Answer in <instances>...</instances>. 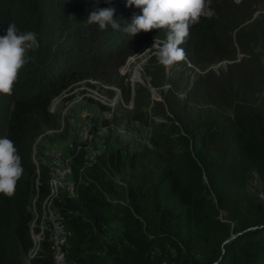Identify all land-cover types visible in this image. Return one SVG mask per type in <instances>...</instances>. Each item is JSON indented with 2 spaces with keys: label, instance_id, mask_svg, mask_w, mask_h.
Listing matches in <instances>:
<instances>
[{
  "label": "trees",
  "instance_id": "1",
  "mask_svg": "<svg viewBox=\"0 0 264 264\" xmlns=\"http://www.w3.org/2000/svg\"><path fill=\"white\" fill-rule=\"evenodd\" d=\"M207 2L210 15L190 26L181 45L187 60L204 73L187 91V101L201 97L206 103L202 117L184 112L188 103L174 101L172 92L156 109L163 114L167 107L190 133L188 140L173 123L170 136H161L172 145L185 144L181 156L186 159L161 158L155 170H146L152 164L147 151L125 156L109 150L84 173L85 154L75 145L76 198L64 195L55 201L65 218L71 263L264 264V202L243 191L254 176L264 185V86L256 82L263 73L249 46L264 40V13L257 15L264 0ZM109 6L116 9L121 27L131 23L133 14H142L135 5L128 7L127 0H112L111 5L105 0H0V36L14 22L21 31L36 32L39 42L38 49L28 52L13 94H0V138L14 142L24 169L16 193L11 198L0 194V264H23L33 247L32 196L37 192L42 202L49 195V170L42 165L37 172L33 151L42 130L57 123L50 111L53 99L79 80L120 83L118 70L129 57L146 43L166 39L164 30L130 36L87 23L92 11ZM238 51H244L243 58L250 53L234 74ZM156 60L153 55L146 69L158 89L167 80L165 70L152 64ZM224 62L230 63L227 76H216L213 66ZM144 90H137L139 111L147 97ZM124 93L130 101L131 89ZM175 133L182 140L171 138ZM191 145L199 148L194 156ZM120 175L128 177L127 204L118 212L110 198L117 195ZM114 222L122 224L119 235L111 228ZM53 255L54 246L46 239L31 264H53Z\"/></svg>",
  "mask_w": 264,
  "mask_h": 264
},
{
  "label": "rangeland",
  "instance_id": "2",
  "mask_svg": "<svg viewBox=\"0 0 264 264\" xmlns=\"http://www.w3.org/2000/svg\"><path fill=\"white\" fill-rule=\"evenodd\" d=\"M239 3L241 0H235ZM264 13V10L260 8L257 15ZM205 15H210V10L208 8V2L206 0V6L204 9ZM261 17V16H259ZM264 40L258 41L257 43L249 44L251 48V53L255 54L257 57V63L259 64L258 70L263 73V78H259L256 82H259L264 86ZM154 41L146 43L141 51L136 55L129 57L125 66L118 70V74L121 82L116 84H108L101 79H90V81L79 80L73 85L65 89L59 96L53 99L50 111L57 118V123L54 126H46L40 133L38 139L34 146V158L36 166H46L49 162V151L54 149H62V157L64 159L70 158L73 161L72 156L75 154V145H78L79 141L76 136V128L80 119H91L90 126L94 139H92L90 146L93 144H100L92 147L91 151H84V167L82 172L87 168L92 167L102 156H104L109 150L116 152L120 151L123 155L133 152H144L147 151L150 154L148 162H152L148 165L146 170H155L161 162V158L170 157L171 160L175 159L178 162H184L186 157L181 155L187 150L184 146L185 144L172 145L170 142L163 140L161 136H166L173 130L172 124L178 126L175 131L180 130L182 134L190 135L187 131L180 125L178 120L171 114L167 107L163 114H158L157 103H165V96L172 92L174 95L173 100L180 102L182 105H186V113H191L193 116L202 117L201 111L206 107V103L202 102L201 97L197 99L199 102L194 100L187 101V91L194 85V83L202 76L204 73L197 69L191 64L187 58L184 61L178 62L172 66H164L158 62L154 61L152 64L158 68H163L165 70V79L167 80L163 86L158 89L151 85V77L147 73L146 69L148 60L155 55L157 51L156 48L152 47ZM237 52V60L234 67H232V72L235 74L240 68L239 62L247 58H243V53ZM245 55V54H244ZM229 62H224L213 66V72L216 76H227L229 71ZM151 70V69H150ZM228 70V71H227ZM212 76V75H210ZM131 85H130V84ZM258 83V84H259ZM173 86H176L173 88ZM132 89L131 102H126L124 88ZM145 88L144 104L142 109L139 111L136 109V95L137 90ZM90 90H93L90 92ZM264 91V89H263ZM91 95V96H90ZM259 98L262 95L258 94ZM126 100V101H125ZM211 104V103H208ZM185 113V114H186ZM138 116H142L139 119ZM227 122L232 117V112L229 111L225 114ZM106 120H111L104 122ZM111 124L110 126H105V124ZM178 133L171 137L173 139L178 138ZM157 146L155 145V141ZM182 140V139H177ZM190 140V138H188ZM92 144V145H91ZM171 146H175L173 150H169ZM198 147L191 145L188 150L191 152V156H194ZM87 153V154H86ZM89 154V155H88ZM94 154L97 155L96 158L89 157ZM170 154H175L176 157H172ZM72 155V156H71ZM126 156V155H125ZM80 159V158H79ZM77 159V161H79ZM92 160V161H91ZM76 161V162H77ZM81 161V159H80ZM127 176L116 177L115 183L116 196L114 199V206L116 211L120 212L122 207L127 204L126 193H127ZM73 182L74 178L72 177ZM207 183V178L204 179ZM76 185V184H75ZM248 198H256L261 202H264V185L259 181L257 176H254L248 186L243 190ZM119 217H121L119 215ZM118 218V216L116 217ZM221 219L227 221L225 213H221ZM118 221V220H117ZM231 228L235 227V223L230 224ZM114 234H120L122 231V224L120 222H114L111 225ZM36 232V229H32ZM106 239L103 241L106 243ZM109 246V245H108ZM107 250L101 251L100 256L105 259ZM23 264H29V258L26 256L22 259Z\"/></svg>",
  "mask_w": 264,
  "mask_h": 264
},
{
  "label": "clouds",
  "instance_id": "3",
  "mask_svg": "<svg viewBox=\"0 0 264 264\" xmlns=\"http://www.w3.org/2000/svg\"><path fill=\"white\" fill-rule=\"evenodd\" d=\"M105 2L112 4V0ZM133 5L141 9L142 14H133L131 23L123 27L115 18L116 9L111 6L92 11L87 23L98 25L102 31L109 27L122 30L130 36L153 29L164 30L166 39L163 42L155 39L152 46L157 49L155 56L158 62L172 66L184 61L186 50L181 45L187 42L190 26L200 22L206 0H127L128 7ZM38 48L36 32L21 31L14 22L8 25L6 34L0 36V94H13L19 73L29 62L28 52ZM23 173L18 148L8 137L0 138V194L11 198Z\"/></svg>",
  "mask_w": 264,
  "mask_h": 264
},
{
  "label": "bare ground",
  "instance_id": "4",
  "mask_svg": "<svg viewBox=\"0 0 264 264\" xmlns=\"http://www.w3.org/2000/svg\"><path fill=\"white\" fill-rule=\"evenodd\" d=\"M92 91L93 90H90V92ZM93 128H91V126H87V129L84 133H82V135H76L79 141V150L88 152L93 150V146H90V143L92 139H94L95 135L92 133ZM62 156L63 155H59L58 160H50L45 166L49 170V195L42 202L39 200L38 195L32 200L30 211H32L33 220L30 224V233L33 247L28 254V258L30 260L29 264H31V261L38 256L41 244L46 239L54 246L53 264H57L55 256H58L59 254H61V256H65V262H67L66 264H75L69 261L67 255L69 239L65 226V218L55 206V201L59 200L64 195L66 196V192H62V190L67 186H71L73 195L66 197L69 199L76 198V185L72 180L73 162L70 158L64 159ZM91 156L92 158L97 157V155L95 156L94 154ZM53 168H66L67 177L60 178L59 174H53ZM37 172L40 173L39 165H37ZM32 229H36V232Z\"/></svg>",
  "mask_w": 264,
  "mask_h": 264
},
{
  "label": "built area",
  "instance_id": "5",
  "mask_svg": "<svg viewBox=\"0 0 264 264\" xmlns=\"http://www.w3.org/2000/svg\"><path fill=\"white\" fill-rule=\"evenodd\" d=\"M90 121L91 119H80L78 124H77V128H76V135H82V133H84V131L87 129V126H90ZM100 144H93L92 146L97 148V146ZM62 153V149H54V150H50L49 151V161L50 160H58L59 155H61ZM92 156L89 157V159ZM84 173H87V171H84ZM53 174H59L60 178L61 177H67V169L66 168H53ZM62 192H66V196H71L73 195V190L71 188V186H67L65 188H63ZM35 196H37V193H34L32 198H34ZM32 213V211H31ZM55 259L57 261V264H66L67 262H65V256H61V254H59L58 256H55Z\"/></svg>",
  "mask_w": 264,
  "mask_h": 264
}]
</instances>
